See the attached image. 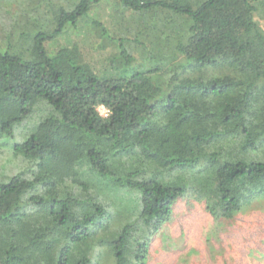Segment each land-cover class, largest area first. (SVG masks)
Returning a JSON list of instances; mask_svg holds the SVG:
<instances>
[{"label": "trees", "instance_id": "16d2710c", "mask_svg": "<svg viewBox=\"0 0 264 264\" xmlns=\"http://www.w3.org/2000/svg\"><path fill=\"white\" fill-rule=\"evenodd\" d=\"M20 2L0 35V264H147L179 198L216 221L264 200V0ZM126 11L178 20L150 47Z\"/></svg>", "mask_w": 264, "mask_h": 264}, {"label": "rangeland", "instance_id": "374dc122", "mask_svg": "<svg viewBox=\"0 0 264 264\" xmlns=\"http://www.w3.org/2000/svg\"><path fill=\"white\" fill-rule=\"evenodd\" d=\"M20 1L0 0L1 36L4 35V28L21 32L25 10L29 14L34 11ZM45 5L43 3L41 7L44 12H48ZM7 14L8 20L3 24L2 18ZM122 18L124 30L131 29L134 38L145 34L141 38L150 47L160 45V41L149 31L157 25L163 27L165 24L162 23L168 22L169 18L175 22L178 20L162 12L154 16H137L126 11L122 13ZM18 20L21 23H17ZM12 22L14 27L10 26ZM261 24L264 26V22ZM131 47L133 55L140 57L141 47L135 41ZM100 111L106 114L104 108H100ZM147 264H264V200L232 220L216 221L206 211L205 204L190 196L179 198L173 207L171 222L165 225L150 244Z\"/></svg>", "mask_w": 264, "mask_h": 264}, {"label": "built area", "instance_id": "2783aa9c", "mask_svg": "<svg viewBox=\"0 0 264 264\" xmlns=\"http://www.w3.org/2000/svg\"><path fill=\"white\" fill-rule=\"evenodd\" d=\"M107 112V111H106Z\"/></svg>", "mask_w": 264, "mask_h": 264}]
</instances>
